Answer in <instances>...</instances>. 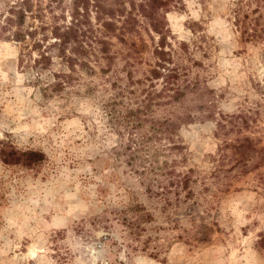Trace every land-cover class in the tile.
<instances>
[{"label": "rangeland", "instance_id": "obj_1", "mask_svg": "<svg viewBox=\"0 0 264 264\" xmlns=\"http://www.w3.org/2000/svg\"><path fill=\"white\" fill-rule=\"evenodd\" d=\"M72 22L74 61L25 66ZM139 107L172 122L148 179ZM3 143L44 158L0 159V264H264V0H0Z\"/></svg>", "mask_w": 264, "mask_h": 264}, {"label": "trees", "instance_id": "obj_2", "mask_svg": "<svg viewBox=\"0 0 264 264\" xmlns=\"http://www.w3.org/2000/svg\"><path fill=\"white\" fill-rule=\"evenodd\" d=\"M76 25L77 22H72L70 25L53 26L52 34L55 35V38L57 39L53 43L51 42L50 44L45 46V48H43L42 50H39V48H41L42 46V42H34L32 49H38L39 57L34 59L33 64L27 63L25 66L27 68L35 70L36 73H40L46 68L47 65H49L51 56L47 51L48 49H51L53 47H57L59 49V56L64 61H74L75 59L67 54L65 45L70 43L71 39L78 40L80 34L77 32L78 28L76 27ZM157 53L163 54V51L159 50L157 51ZM69 67H73L72 64H70ZM153 72L156 77L157 75H159L156 70H154ZM54 85L55 86L53 88L57 87L60 89L63 83L57 81L54 83ZM112 104L115 105V102L109 103V105ZM113 105L110 108H108L109 106H107L108 113L111 115V117L115 112ZM142 114L143 109H141V107L136 109L129 108L127 109L125 114H123V110H121L120 115H118V119H121L119 121L122 125V129L127 131L128 133V141L126 144H124V152H120L118 150V154L126 156V162L130 164L131 171L137 172L139 175H142L143 177L145 176V179H148L150 171H153V169L156 170L157 168L159 170L163 168L165 169L168 166V163L167 161L163 160L160 163L157 162L156 165L147 166L146 161H149L154 153L150 152L151 150L148 148V145H146L145 142L148 139L157 138L156 135H158V133H160L159 136H164L167 138L172 131L170 127L172 122L167 118L163 120H155L147 118ZM145 123L148 125V129L144 126ZM135 135H137L138 137H134ZM43 158L44 153L39 150H17L12 146H7V144L4 143L0 148V159L6 164H20L25 167H32ZM135 159L142 160V166H139L140 168H135L133 164V161ZM155 161H157V157ZM173 172L174 170H168L165 173L172 174Z\"/></svg>", "mask_w": 264, "mask_h": 264}]
</instances>
